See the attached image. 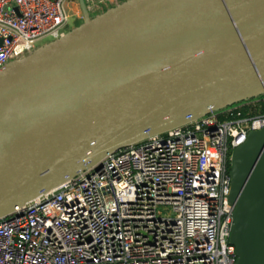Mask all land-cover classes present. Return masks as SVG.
Returning a JSON list of instances; mask_svg holds the SVG:
<instances>
[{
    "label": "water",
    "instance_id": "1",
    "mask_svg": "<svg viewBox=\"0 0 264 264\" xmlns=\"http://www.w3.org/2000/svg\"><path fill=\"white\" fill-rule=\"evenodd\" d=\"M0 69V217L107 154L264 94V0H127ZM0 39V44H1ZM235 264H264V128L231 161Z\"/></svg>",
    "mask_w": 264,
    "mask_h": 264
},
{
    "label": "built area",
    "instance_id": "2",
    "mask_svg": "<svg viewBox=\"0 0 264 264\" xmlns=\"http://www.w3.org/2000/svg\"><path fill=\"white\" fill-rule=\"evenodd\" d=\"M71 1L0 0V69L66 35ZM263 128L264 94L107 154L0 217V264H235L232 156Z\"/></svg>",
    "mask_w": 264,
    "mask_h": 264
},
{
    "label": "rangeland",
    "instance_id": "3",
    "mask_svg": "<svg viewBox=\"0 0 264 264\" xmlns=\"http://www.w3.org/2000/svg\"><path fill=\"white\" fill-rule=\"evenodd\" d=\"M125 1L127 0H117V3L115 5ZM68 8L70 12L69 31H72L84 22V13L79 0H72L69 3ZM52 40L53 39L51 37H45L39 42V45L50 42ZM163 213L165 214L166 212Z\"/></svg>",
    "mask_w": 264,
    "mask_h": 264
}]
</instances>
